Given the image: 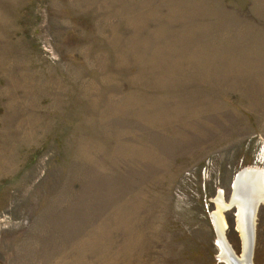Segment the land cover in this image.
I'll list each match as a JSON object with an SVG mask.
<instances>
[{
	"label": "rangeland",
	"instance_id": "obj_1",
	"mask_svg": "<svg viewBox=\"0 0 264 264\" xmlns=\"http://www.w3.org/2000/svg\"><path fill=\"white\" fill-rule=\"evenodd\" d=\"M246 168L264 0H0V264H227Z\"/></svg>",
	"mask_w": 264,
	"mask_h": 264
},
{
	"label": "bare ground",
	"instance_id": "obj_2",
	"mask_svg": "<svg viewBox=\"0 0 264 264\" xmlns=\"http://www.w3.org/2000/svg\"><path fill=\"white\" fill-rule=\"evenodd\" d=\"M244 172L250 176L246 183V189L249 193H247L246 196H240L239 198L233 196L228 206L224 205L221 193H219L216 200L218 211L213 214V223L218 234V245L221 252V258L227 264H232L233 261H236L239 264H252V252H249L248 246H250V243L252 244L254 238L253 219L257 210L256 205L264 198V181L262 173L256 171V169L246 168L244 169ZM232 205H235L237 210V228L243 242V255L239 258L224 240L223 233L226 229V223L223 219L224 217H222L223 214H220L222 209H227Z\"/></svg>",
	"mask_w": 264,
	"mask_h": 264
},
{
	"label": "water",
	"instance_id": "obj_3",
	"mask_svg": "<svg viewBox=\"0 0 264 264\" xmlns=\"http://www.w3.org/2000/svg\"><path fill=\"white\" fill-rule=\"evenodd\" d=\"M249 174L245 173L244 172V169L241 170L240 172H238L233 180V183H232V197L235 196L236 198H239L240 196H246L247 193H249L246 189V183H247V180L249 179ZM231 197V198H232ZM264 203V198L261 199L257 205H256V209L258 210L259 206ZM235 208V205H232L230 208H228L227 210H230V209H234ZM256 210V212H257ZM215 228V227H214ZM215 233H216V236L218 238V234L215 230ZM224 240L226 242V238H225V234H224ZM254 241V238L253 240ZM253 244V242H252ZM252 244L250 243V246H248V249H249V252H252L253 250V246ZM239 264L238 262L236 261H233L232 264Z\"/></svg>",
	"mask_w": 264,
	"mask_h": 264
}]
</instances>
